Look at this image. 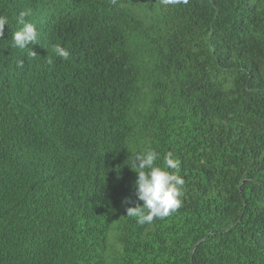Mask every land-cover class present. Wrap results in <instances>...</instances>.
Instances as JSON below:
<instances>
[{"label":"trees","instance_id":"1","mask_svg":"<svg viewBox=\"0 0 264 264\" xmlns=\"http://www.w3.org/2000/svg\"><path fill=\"white\" fill-rule=\"evenodd\" d=\"M0 15V264H264V0H0ZM149 148L179 160L183 194L140 224L126 208Z\"/></svg>","mask_w":264,"mask_h":264},{"label":"clouds","instance_id":"2","mask_svg":"<svg viewBox=\"0 0 264 264\" xmlns=\"http://www.w3.org/2000/svg\"><path fill=\"white\" fill-rule=\"evenodd\" d=\"M30 15V10L20 13L19 30L13 33L12 40L18 49H25L29 44H35L38 38L36 26L26 22L24 17ZM8 18L0 15V36H3ZM55 55L67 60L70 52L67 48L57 44L54 46ZM33 56L36 55L32 51ZM48 63H52L49 58ZM159 154L154 149H147L137 153L134 157L133 167L138 173L135 181V195L138 201L134 206L126 208V215L137 219L140 224L151 223L154 218H164L175 211L181 204L182 186L184 179L179 175L180 162L171 152L163 158V167L156 164ZM174 170V171H173Z\"/></svg>","mask_w":264,"mask_h":264}]
</instances>
